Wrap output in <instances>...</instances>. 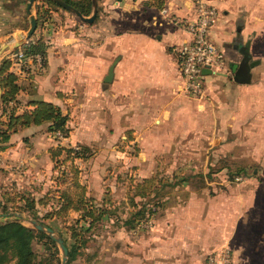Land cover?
<instances>
[{
    "label": "crops",
    "instance_id": "1",
    "mask_svg": "<svg viewBox=\"0 0 264 264\" xmlns=\"http://www.w3.org/2000/svg\"><path fill=\"white\" fill-rule=\"evenodd\" d=\"M8 2L0 0V36L24 30L25 19L30 21L23 7L11 14ZM212 3L217 15L209 36L223 50L225 67L206 73L203 95L184 89L176 51L190 39L179 19L194 17L193 0H97L93 27L80 24L76 33L44 20L29 37L45 43L42 65L11 67L32 85L31 93H20L23 107H32L29 99H44L67 113L63 104L77 97L83 125L90 122L88 107L93 106L101 136L124 131L127 137H141L138 153L154 155L152 163L156 155L181 154L185 158L175 170L198 169L193 154L200 153L204 138L222 140L219 169L227 170L230 158L240 155L236 168L242 179L236 183L204 174L199 180L181 177L165 188L157 224L142 242L128 244L129 264H202L207 253L222 246L230 248L232 264H264V0ZM247 40L256 62L250 81L237 82L233 65ZM44 124L22 128L11 142ZM198 181L202 188H192ZM179 186L185 192L170 198L168 192ZM216 188L221 190L213 194Z\"/></svg>",
    "mask_w": 264,
    "mask_h": 264
},
{
    "label": "rangeland",
    "instance_id": "2",
    "mask_svg": "<svg viewBox=\"0 0 264 264\" xmlns=\"http://www.w3.org/2000/svg\"><path fill=\"white\" fill-rule=\"evenodd\" d=\"M27 3L28 0H10L7 9L13 14L23 7L22 13L26 17L30 14L24 8ZM33 4L34 11L32 7L31 12L34 14L36 5L40 8L48 7L46 0H35ZM90 14L91 11L88 15ZM49 18L54 26L75 30L76 33L79 32L80 24L94 26V21L88 24L60 5H53ZM29 23L25 19V35ZM29 37L26 36L27 42ZM3 48L0 47V64L3 60H8L10 69L12 66L20 67V64L15 63L13 51L9 47ZM30 64L34 67L36 65L33 60ZM22 70L25 68L22 67ZM18 82L23 89L17 94V109L22 111L27 107H23L24 97H20V93L25 90L31 93L32 85L19 78ZM30 100L32 99L28 102ZM63 107L67 109V131H50L48 124H44L41 128H35L36 133L31 135L33 137L28 134L23 139L18 138L12 142L10 139L9 143L0 142V222L17 218L24 225L33 228L35 227L31 220L50 226L54 238L61 237L68 248L66 264H129V245L131 242H142L141 239L157 224L156 219L162 213V201L157 206V198H141L135 195L139 187L137 183H141L144 177L155 176L156 181L159 179L162 182L165 179L174 181L181 177L199 180L204 174L218 181L230 178L232 183L242 179L241 171L236 168L240 162L238 154L230 158L232 163L235 161V165L231 163L227 170L219 169L224 155L218 145L222 140L217 137L214 140L204 138L202 143L199 142L202 149L200 153L193 154V163L198 169L175 170L184 160V155H156L152 163L150 160L154 155L138 153L141 149L138 146L141 145V137H127L128 133L124 131L116 137L101 136L94 121L93 106L88 107L91 117L87 126L83 125L84 115L79 111L82 107L77 97L64 103ZM9 145L13 147L6 149ZM209 145L214 146L205 152ZM59 146L76 148L78 154L71 152L70 158L64 160L66 153L64 150L59 151ZM152 165L155 166L151 168ZM247 172L251 173V170ZM201 184L203 183L198 181L192 188H202L199 187ZM183 188H173L168 195L170 198L176 193L182 195L185 192ZM220 190L212 192L215 194ZM83 191L90 200L93 199L96 206L104 209V215L91 225L89 217L81 218L85 214L84 210L62 208L64 193L73 203L79 204L76 199ZM145 200L148 204L143 206L142 201ZM133 201L137 205H132ZM31 244L35 253L34 262L42 259L45 264L62 263L63 251L57 241L54 244L47 236L37 233ZM1 250L6 253V259L15 261L10 249Z\"/></svg>",
    "mask_w": 264,
    "mask_h": 264
},
{
    "label": "trees",
    "instance_id": "3",
    "mask_svg": "<svg viewBox=\"0 0 264 264\" xmlns=\"http://www.w3.org/2000/svg\"><path fill=\"white\" fill-rule=\"evenodd\" d=\"M64 1L74 6L83 15H88L90 11H92V0ZM46 3H48V7L46 6L45 8H40L36 5V27L44 20H48L50 12L53 10V5H58L54 0H46ZM23 48L27 54L40 53L43 55L45 43L41 37L36 39L30 38ZM29 68L30 67H26L25 70H28ZM22 89L23 87L18 82L17 73L10 69V62L8 60H3L0 64V142L9 143L10 136L13 133L21 130L22 128L31 125H40L42 123H48V129L50 131L65 132L68 130L67 113L62 110L60 105L53 103L52 101L32 99L29 101L32 107L18 111L17 94ZM58 148L59 151H65L66 157H64V160L70 158L69 156L71 152L78 154V151L75 150L76 148L74 149L72 147L64 146H59ZM182 178L184 179L185 177ZM165 180L163 182L159 179L156 181L155 176L144 177L141 183H137L139 187H137L135 195L140 196L141 198H157L156 203L157 206H159L161 197L164 193L163 190L167 187L174 186L177 181L182 179L180 178L174 181ZM63 197L65 201L62 208L72 207L76 210H84L85 214H82L81 218L83 219L89 217L90 225L104 215V209L96 206L92 201L93 199L90 200V198L85 195L84 191L78 194L76 199L79 204L73 203V200L65 193L63 194ZM134 204L137 205V202L133 201L132 205ZM142 204H144L143 206H146L148 203L145 200L142 201ZM37 233L47 236L50 242L54 244L56 243V239L54 237L44 233L43 230L24 225L22 222L17 220V218L1 221L0 264H43L44 260L42 259L38 262H34L33 260L35 253L32 249L31 242ZM1 248L10 249L13 252V256L16 258L15 261L11 262L6 259L7 255L1 250ZM68 252L67 248V253Z\"/></svg>",
    "mask_w": 264,
    "mask_h": 264
},
{
    "label": "built area",
    "instance_id": "4",
    "mask_svg": "<svg viewBox=\"0 0 264 264\" xmlns=\"http://www.w3.org/2000/svg\"><path fill=\"white\" fill-rule=\"evenodd\" d=\"M193 3L194 17L179 19L189 32L190 39L178 45L176 51L184 89L192 95H203L206 74L202 72V68H210L211 73L220 72L225 67V57L223 50L209 36L210 27L217 15L216 6L212 0H193ZM20 42L23 43L15 45ZM26 43L24 30L11 31L0 36V47H9L13 51L15 63L20 64L18 68L29 67L32 60L40 67L42 55L27 54L23 48ZM202 264H232L230 248L222 246L207 253Z\"/></svg>",
    "mask_w": 264,
    "mask_h": 264
},
{
    "label": "water",
    "instance_id": "5",
    "mask_svg": "<svg viewBox=\"0 0 264 264\" xmlns=\"http://www.w3.org/2000/svg\"><path fill=\"white\" fill-rule=\"evenodd\" d=\"M35 0H28L27 7L30 12V23L29 26L26 30V36H31L36 28L37 25V19H36V14L32 13L30 11V8L32 7L33 3ZM58 5L61 7L71 11L75 15H77L82 21L91 23L97 13V0H92V11L90 15H83L78 9H76L74 6L70 5L69 3L65 2L64 0H54ZM23 42L16 43L15 45H20ZM249 43L250 41L247 40L241 47H240V52L242 53V57L238 63L233 65V79L237 82H248L250 81V76H251V71L250 68L252 65L256 62L254 60H251V55L249 51ZM203 73H211L212 70L207 67L202 68ZM112 73V65L109 69V73L107 77L105 78L106 81L110 79ZM0 96H1V90H0ZM32 225L39 229L48 232L52 237L53 236V229L42 223L38 222L36 220H31ZM56 241L59 243V245L62 248L63 251V257H62V263L61 264H66V255H67V247L65 246L63 239L61 237H55Z\"/></svg>",
    "mask_w": 264,
    "mask_h": 264
}]
</instances>
